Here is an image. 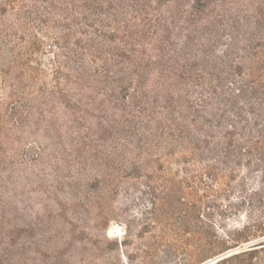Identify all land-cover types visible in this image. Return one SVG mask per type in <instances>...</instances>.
Wrapping results in <instances>:
<instances>
[{
    "label": "trees",
    "instance_id": "16d2710c",
    "mask_svg": "<svg viewBox=\"0 0 264 264\" xmlns=\"http://www.w3.org/2000/svg\"><path fill=\"white\" fill-rule=\"evenodd\" d=\"M263 151L264 0H0V264L46 255L18 167L19 194L46 195L50 159L70 198Z\"/></svg>",
    "mask_w": 264,
    "mask_h": 264
},
{
    "label": "rangeland",
    "instance_id": "374dc122",
    "mask_svg": "<svg viewBox=\"0 0 264 264\" xmlns=\"http://www.w3.org/2000/svg\"><path fill=\"white\" fill-rule=\"evenodd\" d=\"M235 155L226 164H151L115 192L70 198L50 159L46 195L19 194L31 185L18 167L17 205L47 210L46 255L19 264H205L264 242V163ZM207 164L214 172L202 182ZM250 264H264V249Z\"/></svg>",
    "mask_w": 264,
    "mask_h": 264
},
{
    "label": "water",
    "instance_id": "95a60500",
    "mask_svg": "<svg viewBox=\"0 0 264 264\" xmlns=\"http://www.w3.org/2000/svg\"><path fill=\"white\" fill-rule=\"evenodd\" d=\"M239 250L240 249H236V250L229 251V252H227L224 255H221L219 257H216L214 259H211L210 261L206 262L205 264H216L217 262H219L220 260H222L224 258L230 257V256H232V255H234L236 253H239Z\"/></svg>",
    "mask_w": 264,
    "mask_h": 264
}]
</instances>
